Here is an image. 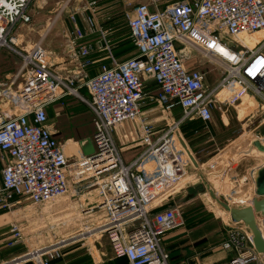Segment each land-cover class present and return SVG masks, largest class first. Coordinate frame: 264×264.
<instances>
[{
	"label": "built area",
	"instance_id": "1",
	"mask_svg": "<svg viewBox=\"0 0 264 264\" xmlns=\"http://www.w3.org/2000/svg\"><path fill=\"white\" fill-rule=\"evenodd\" d=\"M119 1L129 7L125 18L135 54L116 60L109 48L110 28L98 22V1L86 0L81 10L69 12L71 25L63 33L66 61L58 67L40 42L28 50L17 48L14 42L20 36L14 34L15 27L31 21L29 7L34 0H0V49H13L22 60L18 74L0 93L5 98L0 108V159L4 162L0 208L8 210L20 198L28 199L43 219L42 205L70 190L78 193L80 183L89 180L84 188L95 192V208L104 210L91 228L106 237L112 256L125 257L128 264H169L164 235L184 225L174 196L182 188L176 186L188 175L186 168L193 165L183 146L181 127L200 120L207 128L214 109L226 113L244 95L263 112L255 128L264 125V0H176L164 5L155 0L134 5ZM254 32L262 35L249 47L240 37ZM190 49L221 68V77L213 87H208L204 71L186 65ZM104 52L108 62L100 63L90 75L87 70L94 63L93 55ZM23 72V81L14 93L9 88ZM82 79L83 84L75 86ZM147 81L155 83L157 91L151 99L165 111L179 108V115L159 131L140 116ZM81 86L88 97L79 93ZM221 92L227 95L219 98ZM65 95H75L89 107L94 128V152L74 164L56 139L47 113V106ZM136 119L140 122L136 134L143 148L124 163L113 130ZM254 140L264 146L261 134L250 140L240 156L227 162L232 171L227 200H232L241 179L244 185L252 184L254 194L247 203L255 196V172L264 166V160L250 168L242 164L245 157L253 160L251 152L258 150ZM74 166L80 169L71 171ZM256 221L264 236L263 216L257 213ZM48 225L50 230L55 228L53 223ZM224 225L220 247L230 258L222 264H264L247 227L230 220ZM8 232V247L24 243L16 219L9 222ZM67 243L60 239L0 264H50ZM29 251L35 255L24 257Z\"/></svg>",
	"mask_w": 264,
	"mask_h": 264
},
{
	"label": "rangeland",
	"instance_id": "2",
	"mask_svg": "<svg viewBox=\"0 0 264 264\" xmlns=\"http://www.w3.org/2000/svg\"><path fill=\"white\" fill-rule=\"evenodd\" d=\"M172 1L176 0H155L158 5H164ZM85 4V0H34L29 7L31 21L28 24H18L15 27L14 34L20 35L19 37H16L18 44L17 48L28 50L32 45L40 42L41 46L53 55V60L56 65L65 63L64 60H59V57H62L64 54L63 33L65 29L71 25L69 12H72L74 9L81 10ZM98 6L99 14L97 15V18L102 27L107 29L110 28L109 48L116 60L120 61L132 56L135 48L130 42L131 39L129 37V31L125 18V12L129 9V7H125L119 0H108L104 2L100 0L98 1ZM189 55L190 57L186 60V65L189 68H197L204 71L206 73L208 87H213L221 77V68L209 58L202 56L195 50L190 49ZM103 56L106 59L108 54L104 52ZM21 62V57L17 55L13 49L7 47L0 49L1 95L3 90H6L7 85L13 77L18 74ZM64 72L67 73L68 71ZM23 77L24 72L16 78L9 90L16 93L18 86L23 81ZM83 81L84 79L77 81L75 86L83 84ZM78 91L82 96L87 95V90L85 91L83 86L79 87ZM1 95L0 108H3L5 98ZM67 100L70 102H82V100L75 95H69ZM144 101L148 102L147 99H144ZM81 104L83 103H80L79 106L83 110V105ZM143 106L144 105H140V108ZM150 106L155 107L154 109L157 110L156 115L165 114L166 118L164 120V126H166V124L173 118L170 111L166 112L157 102H152ZM260 111V106L249 96L244 95L242 101L232 107H229L226 113H224L221 109H214L213 119L208 127L195 132L192 137L187 138L184 136L182 131L180 132L182 135V142L185 149H187L188 156L190 157L193 165L186 168L188 178L185 177V179H187L176 186L177 188L182 186V188L174 196V200L182 209L184 219V225L181 228L185 231L178 234V237L180 238L176 241V246H179V248L184 242V239L188 236L191 237L192 235H198L201 233H204L205 237L201 238V241H199L198 244L207 248L218 244L217 241H220L221 238L223 239V235H225L224 222L226 220L218 214L211 201L207 198L208 187L206 182L210 183L213 187L211 188L214 190L212 191V189H210L208 194L222 192L221 188L227 183L232 186L230 179L232 171L228 169L227 162L229 163V159H231L232 156H240V154L246 151V149H243L242 146H240L243 141L241 139L243 134L250 132V135L253 138L264 134V125H260L255 128L258 120L263 115V112ZM172 113L174 114V117H177L179 115V109H173ZM82 114L84 117V112H82ZM122 126L123 124L119 127ZM55 137L59 144L63 147L70 164H74L78 162V160H81L82 156H84L81 151V146L78 150L77 147L69 146V142H65L64 139L60 138L61 136ZM123 138L128 140L130 143L136 142L133 134L130 135V131L127 134H123ZM121 143L122 142H120V146ZM256 153L257 155H253L251 153L253 160H246V157L244 158L242 161L244 168H250L256 165L255 163L258 162L256 158H258L259 161L264 160L263 153ZM198 168L200 169L197 170ZM195 170H197V177L195 176L190 179L189 175L191 176L193 174L194 176ZM71 171L77 170L72 167ZM237 171H239V168ZM241 182L242 185H244L243 179ZM246 185L242 186L243 189L240 192L241 195L245 196L244 199H241L242 201L246 200V197L250 198L251 195L254 194L252 184L247 183ZM248 188L250 192L247 196ZM71 196H74L72 190H70L65 196L58 197L42 205L41 208L45 210V216H47L46 219L44 216V219L42 220L46 223L47 220L52 219L50 215L47 214V208H49L50 205L60 202H64L65 205L68 206V211L66 212L68 216L65 218L70 219V217L76 214V216H78L77 219L69 223L67 226L58 229L57 236L55 237H53L52 234H41L36 238L34 235H29L30 241L26 242L27 246H24V248L20 250V253H24L27 250L37 248L38 246L47 245L58 241V239L68 238L82 232L83 229L81 224L84 223V203L81 202H83V198L81 199L80 197L76 199V197ZM187 196H189V198H187ZM218 200H224L222 193H220V198H218ZM79 203L81 205H79ZM19 206L26 207V209L28 207V209L31 210H34L33 207L37 208V206H34L28 199L21 201L20 204H17L12 209ZM220 206L222 207L221 204ZM34 215L35 219L39 217L37 213ZM102 216L103 213H99L97 216L99 218H97L96 221H99ZM89 218L93 217L91 216ZM39 219L41 218H38V221L36 222L42 223ZM91 222L93 221L89 222V228L92 227V224H90ZM181 228L167 232L164 235L166 238L165 242H169L170 239H173V237L170 238L169 235H173L175 232L181 231ZM183 234H187V237L181 238ZM2 239L5 241L6 237L3 238L0 236V240ZM68 242H73L70 246H80V250L89 254L91 252L94 256L95 254L93 249L97 251L99 258L95 256V260L97 262L96 264H99L100 261L102 262L106 258L113 257L105 236H98L96 239L91 240L89 237L83 235L71 238ZM4 244L5 245H0V252L5 249H9L5 242ZM169 244L170 242L168 245ZM180 249L183 250L184 247H181ZM62 251L63 248L59 250V252ZM177 263L178 258L174 257L173 254L170 255L169 264Z\"/></svg>",
	"mask_w": 264,
	"mask_h": 264
},
{
	"label": "crops",
	"instance_id": "3",
	"mask_svg": "<svg viewBox=\"0 0 264 264\" xmlns=\"http://www.w3.org/2000/svg\"><path fill=\"white\" fill-rule=\"evenodd\" d=\"M100 1V0H97ZM102 2L108 1V0H101ZM130 1L133 5L134 4H139V3H150L151 0H128ZM86 2V0H85ZM112 14V13H110ZM99 22V21H98ZM131 42V40H130ZM132 43V42H131ZM133 45V44H132ZM134 47V46H133ZM135 49L133 50L132 55L135 54ZM94 63L88 68V73L90 75L94 74L102 62H108V59L104 58L103 53H95L93 55ZM59 60H64L66 61V57L63 54L62 57H59ZM63 64V63H62ZM61 65V64H59ZM57 64V66L59 67ZM191 68V67H190ZM63 70V69H62ZM85 89V88H84ZM86 91V89H85ZM146 96L144 99H147L148 102H145L144 99L142 100L141 105H144L143 107L140 108V116H145L148 121H150L153 125L154 130L159 131L163 129L164 126V120L166 118L165 114L164 115H156L157 110H155V107H151L150 104L154 102L155 100H152L151 97H153L157 91L155 83L151 81H147L145 84L144 88ZM87 93V91H86ZM69 95H65L62 98H59L55 100L54 102L50 103L47 106V113H48V118H49V123L52 126V128L55 130V136L60 137L65 140V142H69V146H74L77 147V149H80V144L87 140L88 138L91 139V136L93 134V125H92V113L89 109V107L84 103V102H70L67 100V97ZM85 97H88L85 95ZM156 102V101H155ZM80 103H83V110L79 106ZM175 109V108H174ZM179 109V108H178ZM173 110V109H172ZM172 110L170 111L172 117L174 118V114L172 113ZM82 112H84V117ZM168 112V111H166ZM126 124V125H124ZM139 119H136L135 121H126L123 123L122 127H116V129L113 130V139L114 142L118 148L119 154L125 163H129L141 150H142V145L140 143V140L137 137L136 132L139 130ZM132 130V131H131ZM130 131V135L133 134L134 138L136 139V142L130 143L128 140L123 138V134H127ZM250 137L246 140H243L240 146H242L243 149H246V147L249 146L250 140L253 139L251 135ZM59 138V139H60ZM127 143H126V142ZM71 142V143H70ZM120 142L121 146H120ZM184 146V144H183ZM187 150V149H186ZM256 152H259L258 150H253L251 153L253 155H257ZM260 157V156H258ZM258 161V158H256ZM4 162L0 159V169L3 166ZM75 170H79L77 167H73ZM198 168L197 170H199ZM197 170H195V175L193 174L189 178L192 179L197 175ZM76 172V171H75ZM186 175L185 177H187ZM185 177L182 179V181H185ZM197 177V176H196ZM89 180L84 181L81 183V186L77 188L79 190L78 193L74 194V196L71 197H76V199L83 198L84 203V224H90L93 225V223L97 220V217L99 213H103V209L101 208H95V202L97 201V198L95 196V192L88 189L84 188V186L88 183ZM181 181V182H182ZM242 181V179H241ZM180 182V183H181ZM206 185L208 187V193L210 189H212V185L210 183L206 182ZM242 184L238 186L235 190V193L232 194V200H227L225 201L224 196L226 194H230L231 192V185L228 183L223 185L221 188L222 192H214V194H208L207 193V198L211 201L214 209L218 212L220 216L226 221L230 220L229 217V211L224 209L223 207L220 206L218 202V198H220V193L223 195L222 200L226 204H243L245 200V196L241 195V190ZM247 186V185H246ZM212 187V188H211ZM212 191H214L212 189ZM249 188L247 191V196L249 194ZM189 198V196H187ZM20 202L14 203L8 210L7 209H0V236L3 238L6 237L5 241L2 239L0 240V245H5L4 242L7 244V241L9 240V232H8V227H9V222L13 219H16L21 228L22 231L24 232V243H20L14 247H9V249H5L0 252V262L3 260H7L12 256H17L20 253L24 246L26 247L27 244L26 242L30 241V236L29 235H34L35 238L39 237L41 234H52L53 237L57 236V230L61 229L64 226H67L71 220L66 219L65 217L68 216L66 212L68 211V206L65 205V203L60 202V203H55L53 205H50L49 208H47V214L50 215L52 219L47 220V222H43L42 218L39 219L42 221V223H37V219L40 218V212L36 211V207H33L34 210L31 209H26V207H16L12 209L14 206L17 204H20L21 201H24L25 199L20 198ZM16 200H19V198H16ZM240 200V201H239ZM249 198L246 197V203L248 202ZM79 205H81L79 203ZM76 211V210H75ZM38 214V218L35 219L34 214ZM44 216V213H43ZM93 218H89V217ZM47 216H45L46 219ZM78 216H76L77 219ZM44 219V217H43ZM67 220V221H66ZM49 223L55 224V228L53 230L49 229ZM260 227V225H259ZM182 229V228H181ZM185 231L182 229L179 232H175L173 235H169L170 238L173 237V239H170L171 242H176L180 237H178L179 233H182ZM90 231L87 230L85 233H83L84 236H87ZM187 237V234H183L181 238ZM205 237L204 233L198 234V235H192L191 237L188 236L186 239H184V243L180 245L181 247H184V249H181L180 256L178 258V263L177 264H222L226 262L230 258V254L224 251L220 247V243L222 241V238L220 241H217L218 244L207 248L203 245H199L198 242L201 241V238ZM223 237V236H222ZM28 238V240H27ZM164 236V244L166 243ZM60 240V239H58ZM73 242H68L64 246L60 247L63 248L64 251L62 252L63 256V261L64 264L68 260L67 258L78 252L80 250V246H70ZM168 243V242H167ZM8 248V247H7ZM93 252L96 257L99 258L97 251L93 249ZM89 254V253H88ZM90 257H91V264H96L95 256L90 252ZM104 260L99 264H103Z\"/></svg>",
	"mask_w": 264,
	"mask_h": 264
},
{
	"label": "water",
	"instance_id": "4",
	"mask_svg": "<svg viewBox=\"0 0 264 264\" xmlns=\"http://www.w3.org/2000/svg\"><path fill=\"white\" fill-rule=\"evenodd\" d=\"M253 145L264 153V146L258 140H254ZM80 146L82 154L85 156L94 152V147L90 138L82 142ZM254 183L255 196L251 200V203L228 205L221 200H218V202L224 209L229 211L231 222H241L251 231L254 248L260 253L264 261V236L259 230L256 221L257 213L261 214L264 218V166L256 170Z\"/></svg>",
	"mask_w": 264,
	"mask_h": 264
},
{
	"label": "trees",
	"instance_id": "5",
	"mask_svg": "<svg viewBox=\"0 0 264 264\" xmlns=\"http://www.w3.org/2000/svg\"><path fill=\"white\" fill-rule=\"evenodd\" d=\"M202 128L204 129L205 127L200 120H193V121H189L186 124H184L181 127V131L183 132L185 137L190 138L195 134V132L199 131ZM224 232H225V229H224ZM168 243L166 242L164 244V247L169 253V258H170V255L172 254L174 257L179 258L180 253H181V249L179 248V246H176V242H171L169 245ZM62 252H59L58 256H54L53 258H51L50 264H64ZM67 259L68 260L65 262V264H91L92 262L90 255L84 252L83 250H78V252L70 255ZM24 264H32V263L26 262ZM103 264H128V262L125 257H121V258L109 257V258L104 259Z\"/></svg>",
	"mask_w": 264,
	"mask_h": 264
},
{
	"label": "bare ground",
	"instance_id": "6",
	"mask_svg": "<svg viewBox=\"0 0 264 264\" xmlns=\"http://www.w3.org/2000/svg\"><path fill=\"white\" fill-rule=\"evenodd\" d=\"M262 33L261 32H254L252 34L249 35H243L242 37H240V39L242 40L243 43H245L246 45H248L249 47H252L255 42H257L259 40V38L261 37ZM14 42L17 44V39L14 40ZM227 93L226 92H221L219 93L218 97L219 98H223L224 96H226ZM250 132H246V134H243L241 136L242 140H247L250 136ZM259 152L263 153L262 151L258 150ZM264 154V153H263ZM77 168H79V166H75ZM80 169V168H79ZM37 212H39V210H36ZM71 220L69 223H71L72 221L76 220V214L72 217H70ZM67 221V220H66ZM99 221H96L93 225H97ZM82 225V232H80L79 234H76L74 236L68 237V238H64L62 239V241L66 242L67 240L73 238V237H79V236H83V233H85L87 230H89L90 232L88 233V235L86 237H89L91 240L92 239H96L98 237L97 232H96V227L94 228H89L90 226L87 224H81ZM261 228V227H259ZM33 251H29V253L27 255H25L24 257L27 256H34L35 254L32 253Z\"/></svg>",
	"mask_w": 264,
	"mask_h": 264
}]
</instances>
